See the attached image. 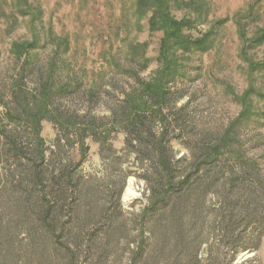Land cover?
Listing matches in <instances>:
<instances>
[{
    "label": "rangeland",
    "instance_id": "374dc122",
    "mask_svg": "<svg viewBox=\"0 0 264 264\" xmlns=\"http://www.w3.org/2000/svg\"><path fill=\"white\" fill-rule=\"evenodd\" d=\"M136 1L28 0L33 30L0 0V264H60L61 243L80 264H264V72L250 69L264 44L246 63L236 23L260 1L243 25L250 37L264 28V0H169L175 20H196L187 34L212 33L210 49L179 52L183 75L139 111L128 100L156 77L163 32ZM33 33L39 47L19 58L13 45ZM250 89L261 93L249 97L255 116L208 158ZM36 109L46 113L43 156L27 120ZM37 173L59 239L42 225Z\"/></svg>",
    "mask_w": 264,
    "mask_h": 264
},
{
    "label": "trees",
    "instance_id": "16d2710c",
    "mask_svg": "<svg viewBox=\"0 0 264 264\" xmlns=\"http://www.w3.org/2000/svg\"><path fill=\"white\" fill-rule=\"evenodd\" d=\"M178 3H187L188 6L195 5L199 6L201 0H174ZM16 13L22 18L30 17L32 22L35 23V19H39L38 15L32 11V7L29 5L28 0H13ZM260 1H258L259 4ZM254 5L250 8V11L247 15H240L236 17V23L239 28V34L243 40V49L241 51V58L250 63L249 51L253 47H259L264 44V28L259 29L257 33L250 37L247 31V27L243 25V22H246L250 17L255 16L256 6ZM204 4L200 5V8ZM199 8V7H198ZM207 10L205 15H207ZM136 15L141 19L149 16V24L154 31H162L163 37L160 43L159 57L158 61L160 64V69L157 72L156 77L151 83L143 84V93L135 94L131 99L128 100L133 106V110L139 111L144 109H153L151 105V100L153 101H163L169 95V85L172 82L183 75L181 67L183 66L182 61L178 57L180 52L183 56H187L192 53L200 52L205 53L210 49V43L212 39V33H207L200 38H193L187 32L193 27L195 21L190 19H183L182 21L175 20L171 15V7L169 0H137L136 1ZM34 30V27H33ZM33 38L31 42H22L15 43L13 45L14 52L21 58L23 55H27L32 50L39 47V39L37 35L33 33ZM252 73H263L264 72V57L260 62H252L250 65ZM250 94H256L260 97L261 93L254 89H250L245 92L241 97L240 101L242 103L243 109L237 119H235L227 129L223 139L219 144L211 147L207 151L208 158L218 159L221 156L225 155L229 151L231 144L236 141V133L242 125L248 123L255 116L254 113H251L249 106V97ZM264 99V95H263ZM251 104V103H250ZM47 108H45L46 110ZM43 109H36L31 111L27 116L30 126L34 130V134L37 139V146L40 148L39 156H43V146L44 140L41 136L42 134V122L45 119V114L42 112ZM142 114V113H139ZM137 113H133V117L138 118ZM158 161L161 168L168 174L171 175V164L169 157L166 155L165 151L161 149L158 151ZM170 181L168 183L171 184ZM187 183V181H186ZM34 187L39 189V197L36 199L37 205H41L42 208H45V211L42 217V225L46 228L47 231L52 232L55 235L56 225L55 222H51L50 215L52 213V204L50 202L49 196L45 191V185L43 184V179L41 175L37 173L34 176ZM171 193L170 191L165 195L159 203H155L156 207H161L162 209L166 208L171 202ZM35 199V198H34ZM33 200V199H32ZM31 202V200H30ZM35 203V204H36ZM56 236V235H55ZM58 239L60 236H56ZM58 241V240H57ZM31 242H33L31 240ZM30 242V243H31ZM60 243V241H58ZM57 258L59 259L60 264H80L79 257L77 254V249L75 246L67 245L61 243L57 245L56 250ZM46 260H49L48 258ZM198 264V262H196Z\"/></svg>",
    "mask_w": 264,
    "mask_h": 264
}]
</instances>
